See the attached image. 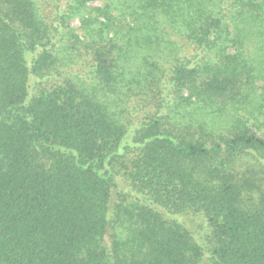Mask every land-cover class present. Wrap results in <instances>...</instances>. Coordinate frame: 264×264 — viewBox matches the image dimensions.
Instances as JSON below:
<instances>
[{"label":"trees","instance_id":"1","mask_svg":"<svg viewBox=\"0 0 264 264\" xmlns=\"http://www.w3.org/2000/svg\"><path fill=\"white\" fill-rule=\"evenodd\" d=\"M0 264H264V0H0Z\"/></svg>","mask_w":264,"mask_h":264},{"label":"rangeland","instance_id":"2","mask_svg":"<svg viewBox=\"0 0 264 264\" xmlns=\"http://www.w3.org/2000/svg\"><path fill=\"white\" fill-rule=\"evenodd\" d=\"M73 25L75 26V27H79V25H80V23H79V21L78 20H74L73 22Z\"/></svg>","mask_w":264,"mask_h":264}]
</instances>
